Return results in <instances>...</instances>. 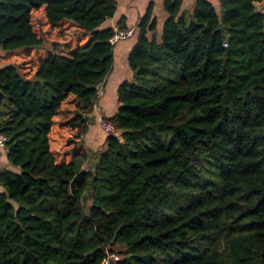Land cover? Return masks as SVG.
Masks as SVG:
<instances>
[{"label":"trees","instance_id":"trees-1","mask_svg":"<svg viewBox=\"0 0 264 264\" xmlns=\"http://www.w3.org/2000/svg\"><path fill=\"white\" fill-rule=\"evenodd\" d=\"M262 1L163 0L160 34L150 2L89 153L117 0H0V264H264ZM62 23L85 42L48 40Z\"/></svg>","mask_w":264,"mask_h":264},{"label":"crops","instance_id":"crops-1","mask_svg":"<svg viewBox=\"0 0 264 264\" xmlns=\"http://www.w3.org/2000/svg\"><path fill=\"white\" fill-rule=\"evenodd\" d=\"M194 0H183L182 9L190 10ZM214 5L218 0H210ZM150 2H153L152 6V18L156 21V31L160 34L163 21L166 18V14L163 9V0H117L116 10L114 15L107 19L103 23V27H135L137 30V23H139L143 14ZM263 5L264 2H255L254 7L257 4ZM217 6V5H216ZM256 11V10H255ZM257 13H263L256 11ZM121 27V26H120ZM148 36H152L148 33ZM136 42V31L134 36L126 40L117 42L113 47V67L108 77L99 84L98 91H100L98 101L94 106L92 114H90L91 125L88 132L83 137V143L88 152L96 151L100 146H104L105 134L101 135L99 132L104 130L99 126V120L103 117L111 116L117 109V87L124 80H130L132 78V70L130 69L127 61L128 54L132 46ZM102 136V137H101ZM82 141L79 142V145ZM8 159L6 156V150L4 147H0V168L8 167Z\"/></svg>","mask_w":264,"mask_h":264},{"label":"rangeland","instance_id":"rangeland-1","mask_svg":"<svg viewBox=\"0 0 264 264\" xmlns=\"http://www.w3.org/2000/svg\"><path fill=\"white\" fill-rule=\"evenodd\" d=\"M216 5H217V2H216ZM255 10L259 11V12H263L264 8H263L262 3L255 5ZM38 16H39V13L34 15V19H33V22H35V23H33L34 28L36 29V31H38L40 33L41 32H46L47 29L44 26H42V23L39 22V17ZM59 33H61V34H59ZM46 37H47L48 40H51V39L64 40V41H67L68 43H70L73 46L78 44V43H84L85 40L87 39L86 35H82L80 33V31L74 25L68 24V23H62L60 25V30L59 29H55V30L51 31L49 35H46ZM44 52H45L44 49H31V50H28L27 54L23 55L22 52L18 53V51H15V52H12V54L7 57V60H8V62L14 61V62H17V63H23L22 64L23 71L28 72V74H31L33 72L34 68H35L37 59H39L41 56H43L45 54ZM7 53L8 52H2V55H4V56L8 55ZM16 56H17V58H16ZM2 58H4V57H2ZM6 106L7 105L5 104L3 109H5ZM99 126L104 130V133H103L102 130L99 133L101 135H104L106 130L101 126L100 123H99ZM103 147L104 146H100V148H97L96 150L98 151V150L102 149ZM91 164H92V162H89L87 164V167H89Z\"/></svg>","mask_w":264,"mask_h":264},{"label":"built area","instance_id":"built-area-1","mask_svg":"<svg viewBox=\"0 0 264 264\" xmlns=\"http://www.w3.org/2000/svg\"><path fill=\"white\" fill-rule=\"evenodd\" d=\"M135 31H136L135 27L126 28V27L115 26L113 28V33L111 37L109 38V42L110 44L115 45L117 42L121 40H126L134 36ZM224 45H226V43H224ZM97 94L99 95L100 91H98ZM99 123L106 130L107 133L114 132V127L112 126V124L107 122L103 118L99 120ZM5 140H6V137L3 135H0V147L5 146ZM118 260H119V256L116 253L107 252L106 257L102 261V264H117Z\"/></svg>","mask_w":264,"mask_h":264}]
</instances>
